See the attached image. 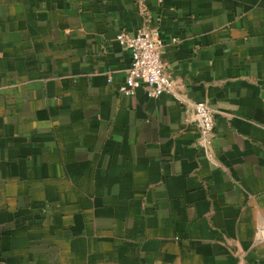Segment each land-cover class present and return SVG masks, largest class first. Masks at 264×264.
Masks as SVG:
<instances>
[{"label":"crops","instance_id":"1","mask_svg":"<svg viewBox=\"0 0 264 264\" xmlns=\"http://www.w3.org/2000/svg\"><path fill=\"white\" fill-rule=\"evenodd\" d=\"M145 26L185 101L118 90ZM0 264H264V0H0Z\"/></svg>","mask_w":264,"mask_h":264},{"label":"built area","instance_id":"2","mask_svg":"<svg viewBox=\"0 0 264 264\" xmlns=\"http://www.w3.org/2000/svg\"><path fill=\"white\" fill-rule=\"evenodd\" d=\"M115 40L122 48L128 50L131 56L124 80L118 87L121 93L132 95L137 88H143L149 97L168 93L173 94L178 100L185 101L181 94L175 92V81L164 71L156 27L145 26L133 32L122 29L116 34ZM175 40L173 37L172 41ZM107 80L110 81V78ZM193 110L198 128L194 144L209 157V144L215 125L214 111L205 101L194 102Z\"/></svg>","mask_w":264,"mask_h":264}]
</instances>
